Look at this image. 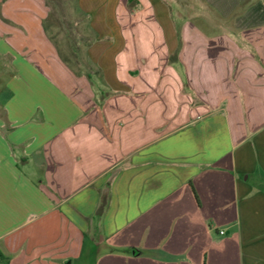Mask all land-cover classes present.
<instances>
[{
	"label": "crops",
	"instance_id": "crops-1",
	"mask_svg": "<svg viewBox=\"0 0 264 264\" xmlns=\"http://www.w3.org/2000/svg\"><path fill=\"white\" fill-rule=\"evenodd\" d=\"M72 2L0 0V264H264V0Z\"/></svg>",
	"mask_w": 264,
	"mask_h": 264
},
{
	"label": "rangeland",
	"instance_id": "rangeland-1",
	"mask_svg": "<svg viewBox=\"0 0 264 264\" xmlns=\"http://www.w3.org/2000/svg\"><path fill=\"white\" fill-rule=\"evenodd\" d=\"M48 2L51 5L49 24L50 26L52 24L57 25V28H51V31L53 30L54 38L59 41L58 44L61 46L63 53L71 57L70 52L66 48L68 46V40L63 39L61 35L64 29H73L74 26L72 23H74V20L80 19L79 15L74 12L72 0H48ZM166 2L173 7L178 20L177 26L180 46H182L183 22L186 20L196 21L199 27L204 28L210 33H215L216 31L217 34L231 33L229 30L232 29V14L229 15L230 17L226 20L225 25L223 23L218 25L217 20L220 17L218 11L229 14L230 12L227 7L233 4L235 0H166ZM76 27L83 29L84 25L79 24ZM178 56L177 52L175 58L178 59Z\"/></svg>",
	"mask_w": 264,
	"mask_h": 264
},
{
	"label": "built area",
	"instance_id": "built-area-1",
	"mask_svg": "<svg viewBox=\"0 0 264 264\" xmlns=\"http://www.w3.org/2000/svg\"><path fill=\"white\" fill-rule=\"evenodd\" d=\"M221 233L223 234L224 232L222 231Z\"/></svg>",
	"mask_w": 264,
	"mask_h": 264
}]
</instances>
